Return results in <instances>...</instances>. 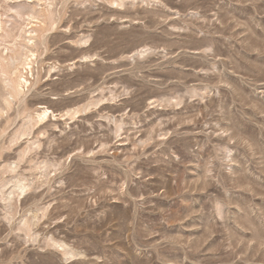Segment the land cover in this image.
I'll list each match as a JSON object with an SVG mask.
<instances>
[{
    "label": "rangeland",
    "instance_id": "374dc122",
    "mask_svg": "<svg viewBox=\"0 0 264 264\" xmlns=\"http://www.w3.org/2000/svg\"><path fill=\"white\" fill-rule=\"evenodd\" d=\"M0 55V264H264V0H0Z\"/></svg>",
    "mask_w": 264,
    "mask_h": 264
},
{
    "label": "bare ground",
    "instance_id": "6f19581e",
    "mask_svg": "<svg viewBox=\"0 0 264 264\" xmlns=\"http://www.w3.org/2000/svg\"><path fill=\"white\" fill-rule=\"evenodd\" d=\"M33 54L34 53H30V54L29 53L28 54L27 53H21L20 55H18L19 56V59L17 61H18L19 66L22 65L23 67L24 66H28L29 67L30 63L32 62V58L31 57L33 56ZM4 59L5 58L0 55V75L5 74L6 69L8 67L7 66L8 63L5 62ZM9 59H10V57H9ZM10 68H12V66ZM14 70H16V69H14ZM11 71H13V70H11ZM8 75H6V77ZM7 79H8V77H7ZM4 81H5V79H4ZM5 84L7 86V89H9L7 91L8 96L11 97V98H16V97L20 96L24 92V88L27 85V79L22 75V72L19 71L13 78H11V79L9 78V80H6L5 81ZM4 99H5V101H7V103L9 102L8 101V97H4ZM48 115L55 116V114L51 110H49L47 108H43L39 113H37V115H36L35 118H32L33 119V122L40 121V120L44 119L45 117H47ZM27 123H29V122H27ZM28 128L29 127H27V129ZM69 255H71V254H69Z\"/></svg>",
    "mask_w": 264,
    "mask_h": 264
}]
</instances>
